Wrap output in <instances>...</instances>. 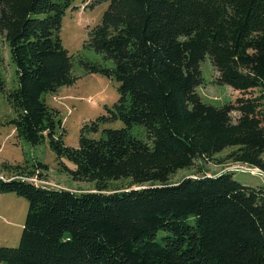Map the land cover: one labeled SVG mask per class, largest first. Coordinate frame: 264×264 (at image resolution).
<instances>
[{"label": "trees", "instance_id": "trees-1", "mask_svg": "<svg viewBox=\"0 0 264 264\" xmlns=\"http://www.w3.org/2000/svg\"><path fill=\"white\" fill-rule=\"evenodd\" d=\"M75 1L0 0V34L18 76L7 99L19 137L32 146L48 139L61 171L97 188L45 187L30 179L42 180L47 165L29 172L5 163L0 193L25 198L29 209L19 246L0 247V263L264 264V187L196 166L231 149L226 159L264 171V0H98L89 7H108L84 48L104 64L63 45ZM207 58L216 83L238 93L223 107L198 93ZM75 61L119 83L118 101L85 126L77 148L65 144L60 112L44 97L76 84ZM116 121L124 127L84 135ZM190 168L196 175L169 183ZM123 179L127 187L109 189Z\"/></svg>", "mask_w": 264, "mask_h": 264}, {"label": "rangeland", "instance_id": "rangeland-1", "mask_svg": "<svg viewBox=\"0 0 264 264\" xmlns=\"http://www.w3.org/2000/svg\"><path fill=\"white\" fill-rule=\"evenodd\" d=\"M98 0H76L74 6L77 9L67 10L63 17L60 38L69 53L76 58L83 55L93 62L104 64L102 56L95 51L85 49L84 44L88 39V32L100 23L104 12L108 7L107 2L97 4L94 8L89 6ZM73 6V7H74ZM112 66V63H106ZM204 83L198 88V93L203 102L223 107L237 98L235 90L228 85L216 83L218 73L211 61L207 58L201 64ZM74 74L78 77L75 85L63 87L57 93L45 95V100L50 107L60 112L63 129L66 131L64 141L69 147L77 148L80 145V137L87 124H91L97 118L105 115L106 107H113L119 99V83L99 74L87 73L81 65L75 61ZM0 77L5 83V92L0 93V179H8V173L3 171L5 163L11 165H23L29 172L35 170L38 163L48 166V170L41 171L43 179L38 176L30 180L38 185L53 189H67L74 192L93 191L97 188L96 182L75 181L69 174L61 171L57 161V155L47 139L38 146H32L25 139L18 136L13 121L17 118V112L7 99V93L18 87L16 65L12 60L10 48L0 34ZM236 118V114L233 115ZM124 127L121 121L101 124L99 132L85 131V136L91 139L102 137L106 129H120ZM62 129L58 127V132ZM133 135L147 140L145 129L135 126ZM231 149L225 150L214 157L212 161H198V166H203V173L219 175L224 172H234V178L239 183L252 187H264V171L250 168L243 164L234 163L226 159ZM71 168L74 166L68 163ZM197 168L182 169L171 176L169 183L175 184L184 178L196 175ZM129 179L112 181L109 189H122L129 185ZM29 209L28 201L15 193H0V247L17 248ZM6 264V263H0Z\"/></svg>", "mask_w": 264, "mask_h": 264}]
</instances>
